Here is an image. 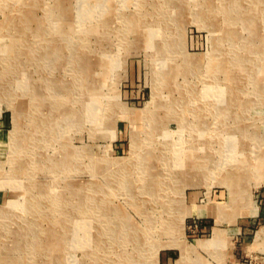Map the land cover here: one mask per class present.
<instances>
[{"label": "rangeland", "instance_id": "obj_1", "mask_svg": "<svg viewBox=\"0 0 264 264\" xmlns=\"http://www.w3.org/2000/svg\"><path fill=\"white\" fill-rule=\"evenodd\" d=\"M263 175L264 0H0V264H231Z\"/></svg>", "mask_w": 264, "mask_h": 264}, {"label": "crops", "instance_id": "obj_2", "mask_svg": "<svg viewBox=\"0 0 264 264\" xmlns=\"http://www.w3.org/2000/svg\"><path fill=\"white\" fill-rule=\"evenodd\" d=\"M263 179H264V175H263ZM261 184L262 185H260L255 195V201L251 202L254 204L253 205L254 211L252 210L254 214L249 217L241 216L238 226L236 227L235 232L232 234L236 239L237 249L230 256L231 264H247V259L249 256L251 255L255 256L264 253V180ZM248 201H249V197H246L240 205L243 214L246 211H248V209L243 206ZM208 215H215L221 219L219 215H216L214 213H209ZM201 217H205V216H201ZM197 219H204V218L199 217ZM193 224L194 225L192 226L199 232H205L207 228L210 229L209 221L202 220L197 223L193 222ZM161 256H162L161 257L162 264H170L171 261H173L174 259L173 258L174 253H172V251H167L163 253Z\"/></svg>", "mask_w": 264, "mask_h": 264}, {"label": "built area", "instance_id": "obj_3", "mask_svg": "<svg viewBox=\"0 0 264 264\" xmlns=\"http://www.w3.org/2000/svg\"><path fill=\"white\" fill-rule=\"evenodd\" d=\"M247 264H264V253L260 255H251L247 259Z\"/></svg>", "mask_w": 264, "mask_h": 264}, {"label": "bare ground", "instance_id": "obj_4", "mask_svg": "<svg viewBox=\"0 0 264 264\" xmlns=\"http://www.w3.org/2000/svg\"><path fill=\"white\" fill-rule=\"evenodd\" d=\"M240 3V2H239ZM224 4V3H223ZM222 4V5H223ZM234 21V20H233ZM232 21V22H233ZM235 22V21H234ZM135 23V22H134ZM127 24V23H126ZM129 27V26H128ZM127 27V28H128ZM11 48V47H10ZM8 52V51H7ZM10 53V52H9ZM18 141H20L21 140V138L20 137H18V139H17ZM22 142H23V140H22ZM16 143V142H15ZM67 160H65V162H66ZM68 166V165H67ZM58 202V201H57ZM252 210L254 211V208H251L250 210H249V212H245V214H250V215H253L254 213L252 212ZM209 216V215H208ZM212 216V215H211ZM216 221H218V216H216ZM217 232V230H214V233H213V237H212V240H211V242L214 240H216V239H218V234L216 233ZM209 243V242H208ZM213 243V242H212ZM205 245H207V246H210L209 244H205ZM212 245V244H211ZM63 262V261H62Z\"/></svg>", "mask_w": 264, "mask_h": 264}]
</instances>
